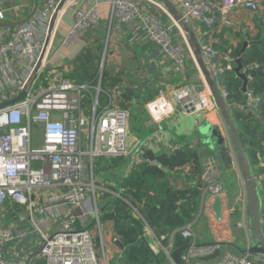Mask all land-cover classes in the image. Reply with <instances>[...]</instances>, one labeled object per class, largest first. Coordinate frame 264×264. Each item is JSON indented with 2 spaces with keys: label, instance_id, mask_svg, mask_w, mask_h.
<instances>
[{
  "label": "built area",
  "instance_id": "obj_1",
  "mask_svg": "<svg viewBox=\"0 0 264 264\" xmlns=\"http://www.w3.org/2000/svg\"><path fill=\"white\" fill-rule=\"evenodd\" d=\"M61 1L0 0V22L23 21L36 7L25 22L0 25V104L26 91L23 98L0 107V211L10 210L11 202L25 208L13 222L6 221L0 214V264H25L24 258L33 257L28 252L30 242H37L35 255L45 258L47 264H109L108 248L103 240L106 224L99 219L101 209L97 199L101 192L110 190L97 185L94 158L123 157L127 175L144 160L146 148L159 138L167 119L178 112L187 113L194 116L199 127L203 121H211L212 109H218L186 33L163 3L159 0H107L110 30L114 27L115 32L124 31L129 43H154L162 55L165 77L157 95L146 103L148 123L152 127L147 137H133L129 110L111 104L98 116L83 117L80 114L81 89L86 86L65 76L70 68L50 67L48 57L62 12L76 6L79 0H66L63 7L59 6ZM172 1L190 25L199 21L218 27H232L236 11L255 13L261 7V0ZM98 6L97 0L75 8L64 45L101 22ZM115 32L109 31L113 39ZM198 40L202 57L217 80L226 70L235 68L229 53L220 55L211 42L203 37ZM190 61L198 80L188 81ZM46 72L52 77L48 85L35 88L36 80ZM171 74L183 76L185 82H169ZM220 89L226 96L225 88L220 86ZM245 93L247 101L236 103L237 109L257 115L260 97L253 89L247 88ZM218 126L231 155V169L242 182L230 134L225 124ZM37 130L40 131L39 143L34 140ZM83 134L89 141L87 149L82 145ZM258 159V166L264 167V155L258 153ZM258 179L264 194V174ZM217 196L223 202L230 200V191L226 190L219 170H206L203 203ZM237 201L242 218L236 224L247 233L243 185ZM234 209L231 204L230 212ZM262 222L264 230V219ZM52 223L58 227H53ZM179 232L183 237L195 238L192 223ZM147 234L152 232L148 230ZM173 236L174 233L171 241ZM149 244L155 252L163 249L170 263L176 264L172 244L164 246L156 237L154 243L149 241ZM217 250H221L219 256L207 261L202 259ZM256 257L264 261V255ZM182 259L188 264H257L249 253L234 256L223 250L221 243L200 244L196 240L187 246Z\"/></svg>",
  "mask_w": 264,
  "mask_h": 264
},
{
  "label": "trees",
  "instance_id": "obj_2",
  "mask_svg": "<svg viewBox=\"0 0 264 264\" xmlns=\"http://www.w3.org/2000/svg\"><path fill=\"white\" fill-rule=\"evenodd\" d=\"M252 21V28L247 26L244 31L241 28L243 33L237 31L241 41L236 47L228 45V41L224 39V33L234 32L232 27H223L219 32L220 40L213 43V46L220 55L229 53L233 57L232 64L236 67V59L244 41L251 42L241 55V70L248 78L247 88L253 89L260 97L258 114L237 109L236 103H246L247 95L242 89L244 80L234 69L226 70L218 78V83L227 91L226 102L239 127L255 175L259 177L264 174V167L258 166V153L264 155V9L259 8ZM103 54V43L94 47L93 58L82 51L75 56L72 67L65 72L66 77L86 86L81 89L80 114L90 119L93 114L98 116L111 104L129 110L131 129L139 133L144 128L140 118L141 110L147 111L145 103L157 94V89L146 83H141L139 88H136L135 80L131 79L136 72L126 65L122 68H109L108 54L104 66L101 67ZM44 75L48 76V72ZM97 87L100 88L99 91ZM136 111H139V114H135ZM35 140L39 143L40 137ZM201 146L186 141L169 151H161L154 160L144 159L127 175L123 174L119 184L111 187L119 195L103 192L101 198L109 200L103 206L104 209H101L99 219L102 223L110 224L114 231L113 244L120 250L109 259V264H171L163 249L155 252L150 247L148 230L162 245L172 244V253L195 242L196 237H183L179 230L194 222L203 205L205 171ZM126 166V160L120 156H97L93 160V169L96 171H106L109 168L121 170ZM226 172L233 178L229 191L230 202L235 207L231 220L236 238L232 243L221 244L223 250L240 255L243 254L241 249L248 243L245 230L235 225L242 218L240 203L236 202L241 186L233 169L230 168ZM11 206V211L5 210V213L15 216L25 212V208L15 202H11ZM262 216L264 219V206ZM172 233L174 236L171 241ZM250 255L256 257L258 254ZM28 264L47 262L39 256ZM176 264L188 263L181 256L180 262Z\"/></svg>",
  "mask_w": 264,
  "mask_h": 264
},
{
  "label": "crops",
  "instance_id": "obj_3",
  "mask_svg": "<svg viewBox=\"0 0 264 264\" xmlns=\"http://www.w3.org/2000/svg\"><path fill=\"white\" fill-rule=\"evenodd\" d=\"M106 1L107 0H98L101 22L95 27H92L83 36L73 38L69 45H64L63 40L73 22L75 8L88 6L89 3L97 2V0H79L76 6L67 7L62 12L53 34L51 50L48 53V57L51 61L50 67L58 66L61 68H71L72 61L76 55L82 51H85L90 46H92V51L94 52V47L97 44L103 43L104 55L107 56L108 54V60L110 58L111 62L120 60V62L122 61L121 65L131 63V67L129 68L136 72L133 78L135 80L140 79L141 83H146L147 85L150 84L153 89H157L158 93L166 72L161 52L154 43H148L144 45L129 43L127 40L128 35H125L124 31L115 32L114 27L111 30L112 32H115V37L114 39L111 38L112 33H109L111 30L108 22V18L110 17V7ZM260 5V8L264 9V0H261ZM253 15L254 13H249L246 11H236L234 13V25L232 26L234 32L224 33V39L228 41V45L236 47L241 41V38L237 35V31L243 33L241 28L244 31L247 26L250 28L253 27ZM191 27L193 28L197 37H203L212 44L220 40L219 32L223 30V27H218L217 25L212 26L199 21H193ZM125 58L126 60H124ZM193 66L194 65L192 61H190L189 67L191 70L188 71V81L189 79L198 80V74L194 72ZM49 77L50 79L52 78L49 74L48 76L45 75L44 82L40 85H48ZM169 82L183 83L185 80L183 76L171 74L169 77ZM209 115L211 117V121L207 123L221 126L224 125L219 109H212ZM147 117V119H142L144 128L139 133L131 129L133 137L144 138L151 134L152 127L148 123L149 115ZM198 129L199 127L196 126L193 115L178 112L174 117L169 118L164 122V130L162 131L161 135L158 139L152 141L146 150L150 149L155 153V155H157L161 151L171 150L174 145H180L182 142L189 141L194 145H202L201 155L205 173L206 170L211 169L219 170L221 173L222 169L227 171L219 151H214L211 147L201 143ZM93 172L97 185L100 187L104 186L110 190L109 193L115 194L117 192H115L111 187L119 184L121 177L123 174L125 175L126 167H123L121 170L109 168L106 171L102 169L96 171L94 168ZM237 181L241 186L240 188L242 189L240 179L237 178ZM102 194L104 193L101 192L97 199V205L100 209L101 207L105 206L106 202L109 200L101 198ZM213 201V199H207L203 203L200 213L192 223L196 241L200 244L210 242L232 243L235 241L236 236L234 233V225L231 220V212L229 210L231 202L229 199H224L223 217L218 219L212 207ZM73 212L77 213L76 211ZM1 213L6 221L8 220L13 222L17 221L18 219V215L14 216L12 213H5L2 210L0 211V214ZM235 225L237 224L235 223ZM52 226L58 227V225L55 223H52ZM104 231V244L108 248L107 251L109 258H112L116 254V251H119V249L113 244L114 231L110 224L105 225ZM147 236L149 241L154 243V235L147 234ZM37 249V242L28 243V252L29 254L33 255V257L30 260L24 258L23 263H29L36 257H39L35 255ZM253 258L257 260V264H264L263 260H259L255 256Z\"/></svg>",
  "mask_w": 264,
  "mask_h": 264
},
{
  "label": "water",
  "instance_id": "obj_4",
  "mask_svg": "<svg viewBox=\"0 0 264 264\" xmlns=\"http://www.w3.org/2000/svg\"><path fill=\"white\" fill-rule=\"evenodd\" d=\"M168 10L170 16L178 23V25L183 29V31L187 35V40L192 48L196 60L199 64V67L205 77L206 83L208 84L210 93L213 97V100L219 109L224 124L230 134L231 142L234 148V152L236 155V159L239 165L242 185L245 189L246 193V206H245V221L247 226V236H248V246L241 249V253H249V254H262L264 255V230H263V206H264V197L262 195L261 185L258 177L255 175L254 169L250 163V160L247 156L245 147L242 142L241 134L238 125L235 122L233 117L232 110L229 108L225 96L223 95L217 78L211 73L208 65L204 61L202 54L200 43L197 35L195 34L193 28L187 19L183 16L182 12L178 9L177 5L172 0H159ZM66 0H62L59 4L60 7H63ZM36 7L32 10L29 17L34 13ZM28 17V18H29ZM27 18V19H28ZM27 19L18 22H0V25H10L14 26L25 22ZM55 21V15L53 16L51 26L53 27ZM251 42L246 40L244 41V45L239 52V57H237L236 61L238 65L234 68V71L243 78V91L247 90L248 78L246 77L244 71L241 70V55L245 51L246 47ZM85 53L90 58H93L92 46L88 47L85 50ZM105 56V55H104ZM104 63V58L102 60ZM101 67H103L101 65ZM100 89V88H99ZM26 94V91H23L19 96L0 104V107L14 103L15 101L21 99ZM198 133L201 138V143L211 147L214 151H219V154L223 158V163L225 169L228 170L231 168V155L228 151V146L225 143V138L223 137L220 127L218 125H213L210 123H206L203 126H199ZM144 158L146 160H154L156 158L155 153L148 149L144 153ZM213 210L218 219L223 217V200L220 196L214 198L213 201ZM103 210L104 207H101ZM187 247H181L176 249L172 253V257L175 262L178 263L181 260V256ZM221 254V250L215 251V253L205 256L202 259L207 261L209 259H213Z\"/></svg>",
  "mask_w": 264,
  "mask_h": 264
},
{
  "label": "rangeland",
  "instance_id": "obj_5",
  "mask_svg": "<svg viewBox=\"0 0 264 264\" xmlns=\"http://www.w3.org/2000/svg\"><path fill=\"white\" fill-rule=\"evenodd\" d=\"M103 58H104V61H105V59H106V55L104 56V54H103ZM103 58H102V60H103ZM108 58V57H107ZM127 58V57H126ZM126 58L124 59V60H126ZM108 61V67L109 68H113V67H115V68H122L123 66H125V65H121V63H122V61L120 62V60H118V61H116V62H111V58L109 59V60H107ZM101 65L102 66H104V63L101 61ZM126 66L129 68V67H131V63H129V64H126ZM44 78H45V75H43L41 78H38L37 80H36V82H35V85H34V87L35 88H38L39 87V85L41 84V83H43L44 82ZM131 79H133V80H135L134 78H133V76H131ZM136 82L134 83V85H135V87L136 88H139V86H140V84H141V81H140V79H138V80H135ZM97 90L99 91L100 89H99V87H97ZM137 106H138V104H136ZM135 114H139V111L137 112H135ZM148 113H147V111H145V112H143L142 110H141V113H140V118L141 119H147L148 117ZM207 122H205V121H203V123L200 125V127L201 126H203L204 124H206ZM211 124V123H210ZM86 130L87 129H85V131H83V133H87L86 132ZM85 134H83V138H82V145H83V148L84 149H87V148H89L88 147V143H89V141H88V138L86 137V135ZM37 137H40V131L39 130H37V131H35L34 132V140L37 138ZM222 181H223V183H224V185H225V188H226V190L229 192V190H230V186L232 187V183H233V178H231V175L230 174H228L226 171H224L223 169H222ZM242 183V182H241ZM229 189V190H228ZM262 195H263V197H264V194L262 193ZM238 232H240V230L238 229L237 230ZM248 244L249 243H246V246H248ZM230 253H232V255H237L236 253H234V252H231L230 251Z\"/></svg>",
  "mask_w": 264,
  "mask_h": 264
}]
</instances>
